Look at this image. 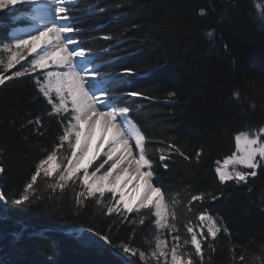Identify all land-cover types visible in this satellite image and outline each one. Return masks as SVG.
Masks as SVG:
<instances>
[{"label": "trees", "instance_id": "16d2710c", "mask_svg": "<svg viewBox=\"0 0 264 264\" xmlns=\"http://www.w3.org/2000/svg\"><path fill=\"white\" fill-rule=\"evenodd\" d=\"M72 6L70 18L81 29L85 46L101 56L102 70L140 72L162 65L145 77L122 78L116 91L144 94L125 96L121 103L134 102L130 118L151 138L148 152L178 225L190 220L200 230L199 212L188 210L192 194L217 188L227 194L204 202L209 214L230 232L209 238L212 248L205 246L204 264H240V253L244 264H264V171L258 170V176L243 186L233 181L219 185L214 172L216 161L235 151L237 132L264 127V0H75ZM10 23L9 14L0 13V35L7 33ZM106 47L111 50L102 52ZM35 95L27 77L0 87V147L6 148V154H0L6 165L0 191L13 199L29 177L32 162L57 134L46 102H33ZM37 117L42 121L39 132L35 123H28ZM170 143L190 159L169 150ZM161 148L169 155L167 169L159 162ZM201 148L197 162L195 154ZM38 183L46 203L0 219L3 264H109L112 256L83 247L75 237L76 230L86 233L89 227L119 237L118 243L130 239L134 247L151 252L157 229L154 222L148 223L150 214L141 212L147 216L144 225L117 226L112 221L119 217L106 214L107 200L96 204L90 198L77 213L71 186L53 190L51 178H38ZM13 233H20L18 242H13ZM185 234L182 227L181 235Z\"/></svg>", "mask_w": 264, "mask_h": 264}, {"label": "snow or ice", "instance_id": "6c2138e0", "mask_svg": "<svg viewBox=\"0 0 264 264\" xmlns=\"http://www.w3.org/2000/svg\"><path fill=\"white\" fill-rule=\"evenodd\" d=\"M17 5L33 13V31L16 36L0 35V87H7L9 81L22 77L31 80L36 93L33 102L41 99L46 102L47 115L55 119L57 134L48 150L32 162L29 177L13 194L16 198L0 191V219L9 213L46 203V198L39 192L38 178H51L49 187L53 190L73 188L74 211L77 213L91 198L96 204L108 201L106 214L119 217L112 221L117 226L125 222L144 225L147 216L141 212L151 215L148 223L154 222L157 229L154 246L150 245L151 252L134 247L130 239L118 243L119 237L92 227L86 233L83 230L77 233L83 247L112 256L109 264H147L148 261L204 264L205 246L212 248L209 238L215 240L221 232L230 235L228 227L209 214L204 202L208 197L212 201L226 198L227 194L219 188L192 194L187 201L188 210L199 212L200 230L197 231L190 220L186 225H178L175 212L168 206L167 192L157 181L155 161L148 152L151 138L130 118L134 102L121 103L125 96L137 98L144 94L138 90L120 94L116 91V84L122 78L145 77L162 65L140 72L131 68L121 69L118 73L104 71L101 56L85 46L79 36L81 29L70 18L71 0H0V10L15 11ZM110 50L106 47L102 52ZM24 61L26 63H22ZM28 123H35L38 132L42 127L40 117ZM234 145L235 151L222 164L216 161L214 172L219 185L233 181L237 186H243L250 178L258 176V170L264 171V127L256 132H237ZM166 147L184 159H190L174 143ZM89 152L92 156L85 164ZM160 152L159 162L167 169L169 164L165 161L169 155L165 154L164 148ZM0 154H6V148L0 147ZM202 155L203 148L195 154L197 162ZM5 171V162L0 159V174ZM77 187L79 191H75ZM133 213L135 217L130 215ZM182 227L185 235H181ZM12 235L13 242H18L20 233ZM189 247L191 251L187 250ZM238 255L240 264H244L245 256Z\"/></svg>", "mask_w": 264, "mask_h": 264}, {"label": "bare ground", "instance_id": "6f19581e", "mask_svg": "<svg viewBox=\"0 0 264 264\" xmlns=\"http://www.w3.org/2000/svg\"><path fill=\"white\" fill-rule=\"evenodd\" d=\"M16 11H17V12H23V13H26L28 17H29L30 15L32 16V18H30V19H22V20H21L22 23H23L24 25H26V26L29 27L28 29L23 30L22 33H21V35H24V34L30 32V31H33V13L31 14V12H26V11H24L23 9H21V7H16ZM95 143H96V140H95V138H94V139H93V145H95ZM133 143H134V142H133ZM91 156H92V152H89L88 157L85 158V161H84L85 164H86V162L88 161V159L91 158Z\"/></svg>", "mask_w": 264, "mask_h": 264}, {"label": "rangeland", "instance_id": "374dc122", "mask_svg": "<svg viewBox=\"0 0 264 264\" xmlns=\"http://www.w3.org/2000/svg\"><path fill=\"white\" fill-rule=\"evenodd\" d=\"M75 2V0H71V4H73ZM16 7H20V5H17ZM14 10H11V9H4V10H0V13H6V14H9V13H11V12H13ZM16 11V10H15ZM22 13V12H21ZM22 14H24V16H17L16 14H14L13 16H11V18H10V20L12 21V22H14L15 20H17V19H30V18H32V16L30 15L29 17L25 14V13H22ZM31 14H32V12H31ZM23 30H26V29H28L29 27L28 26H26V25H23L22 27H21ZM28 59H31V57H28ZM22 63H26V61H24V62H22ZM18 67V66H17ZM134 142V141H133ZM87 163V162H86ZM221 164L223 163V161L222 162H220ZM231 169V166H229V170ZM205 228H206V226H205Z\"/></svg>", "mask_w": 264, "mask_h": 264}, {"label": "water", "instance_id": "95a60500", "mask_svg": "<svg viewBox=\"0 0 264 264\" xmlns=\"http://www.w3.org/2000/svg\"><path fill=\"white\" fill-rule=\"evenodd\" d=\"M83 230V229H82ZM85 232V230H83ZM75 237H78L77 235Z\"/></svg>", "mask_w": 264, "mask_h": 264}]
</instances>
